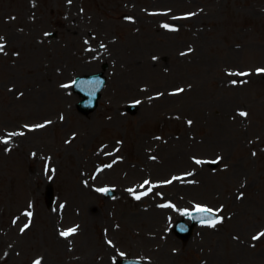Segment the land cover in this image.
Returning <instances> with one entry per match:
<instances>
[{
	"label": "rangeland",
	"instance_id": "obj_1",
	"mask_svg": "<svg viewBox=\"0 0 264 264\" xmlns=\"http://www.w3.org/2000/svg\"><path fill=\"white\" fill-rule=\"evenodd\" d=\"M0 37V197L11 187L18 207L41 212L43 188L53 184L54 208L72 211L56 216V227L85 220L72 243L93 246L101 235L114 253L153 264H167L163 251L139 235L166 210L154 241L166 246L170 236L172 264H264V236L253 239L264 232V0H0ZM101 60L110 64L107 86L96 112L82 116L68 85ZM177 88L182 94H170ZM10 132L21 151L2 141ZM197 159L220 163L192 174ZM100 169L106 179L86 193L81 180ZM108 185L113 199L99 191ZM150 188L154 198H143ZM177 201L181 212L223 208V220L183 243L172 232L180 214L167 213ZM36 221L27 248L56 264ZM23 264H31L26 247Z\"/></svg>",
	"mask_w": 264,
	"mask_h": 264
},
{
	"label": "snow or ice",
	"instance_id": "obj_2",
	"mask_svg": "<svg viewBox=\"0 0 264 264\" xmlns=\"http://www.w3.org/2000/svg\"><path fill=\"white\" fill-rule=\"evenodd\" d=\"M164 27L165 28H168L169 26L168 25H164ZM174 30V29H173ZM2 40H3V38L2 37H0V53H2L3 51H4V48H5V45L2 43ZM257 72L258 73H264V68H262V69H257ZM231 74V73H230ZM250 73H246V72H242V73H236V75H241V76H245V75H249ZM232 83L233 84H235L236 83V81H232ZM177 91H179V92H182L183 91V89H178ZM137 103H139V102H137ZM241 116H244V117H246L247 116V113L246 112H240L239 113ZM189 124H191V121H189ZM44 125H37V127H43ZM20 134H22V133H20ZM10 136L11 135H16V133H12V134H9ZM3 142L4 143H7L8 142V140L7 139H5V140H3ZM196 163H202V161H199V160H197L196 161ZM174 179H176V178H174ZM171 181H169V183H170ZM149 183V181H145V184H148ZM151 189H149V191H150ZM99 191H107V189H100ZM131 191V190H130ZM148 193L147 192H144V193H142V195H147ZM136 199H140V195H137L136 196ZM196 211H197V213H200L201 214V216H200V220H201V223H206V224H208L209 226H211V227H215L218 223H221L222 222V220H223V217H220V216H218L217 214H214V211H213V209H211V208H208V207H203V206H200V205H197L196 206ZM27 215L29 216V217H31V213L30 212H28L27 213ZM28 227V225L26 224L25 225V228H27ZM22 231H23V229H22ZM77 231V229L74 227V228H71V229H68V230H66V231H62L61 233H60V235L61 236H63V237H68V236H70V235H72L73 233H75ZM262 236H264V232H261L258 236H254L253 237V239H259L260 237H262ZM35 264H41V261L40 260H37V261H35Z\"/></svg>",
	"mask_w": 264,
	"mask_h": 264
},
{
	"label": "bare ground",
	"instance_id": "obj_3",
	"mask_svg": "<svg viewBox=\"0 0 264 264\" xmlns=\"http://www.w3.org/2000/svg\"><path fill=\"white\" fill-rule=\"evenodd\" d=\"M152 198H154V196H152ZM152 198H150V199H152ZM156 212H157V215L155 216V218L153 219V221L156 222L155 226H159L160 223H161V221H162V214H164L165 211L164 210H161V209H157ZM200 229H203V228H200ZM149 231H150V234H149V237L150 238L158 237V235H153V233H152L154 231V227H151V229H149ZM57 241H58V243L61 246H67V242L66 241H61V238H58ZM108 247L109 246L102 247L103 250H104V252L105 251L106 252H109L110 251V249ZM106 257H108V255H106ZM165 259H166L167 263H170V261H172V259H171V257H170L169 254H167V256H166Z\"/></svg>",
	"mask_w": 264,
	"mask_h": 264
}]
</instances>
